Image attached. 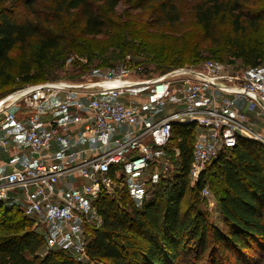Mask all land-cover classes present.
<instances>
[{
    "label": "trees",
    "instance_id": "1",
    "mask_svg": "<svg viewBox=\"0 0 264 264\" xmlns=\"http://www.w3.org/2000/svg\"><path fill=\"white\" fill-rule=\"evenodd\" d=\"M34 2L0 0V95L8 93L3 88L17 77H22L23 87L55 75L66 63L65 43L74 38L79 26L83 34L112 33L115 44L126 52L124 56L131 55L146 75L151 66L165 73L176 63L168 64L173 48L146 46L150 29L180 20L176 0H59L58 13L20 18L16 9ZM194 10L208 35L218 17L232 18L234 35L229 39L228 54L233 60L238 58L251 67L264 61V14L247 9L243 0H201ZM73 14L77 26L69 22ZM138 40L139 47L144 46L140 51L143 58L135 50ZM87 64L76 69L84 74ZM197 129L195 123L174 125L173 148L170 143L165 147L174 163L173 178L161 179L145 204L139 206L125 188L116 196L98 199L104 224L87 227V251L95 263L264 264V146L241 139L235 147L222 151L217 162L208 164L190 185ZM228 150L229 157L224 153ZM209 170L218 171L224 183L219 203L226 228L210 223L205 212L192 203L183 207L189 190L201 192L207 185ZM12 211L22 213L11 215ZM5 214L10 215L2 219ZM0 226L5 231L0 234V264H83L67 249L46 250V236L21 206L0 202Z\"/></svg>",
    "mask_w": 264,
    "mask_h": 264
},
{
    "label": "built area",
    "instance_id": "2",
    "mask_svg": "<svg viewBox=\"0 0 264 264\" xmlns=\"http://www.w3.org/2000/svg\"><path fill=\"white\" fill-rule=\"evenodd\" d=\"M137 87L147 88L144 106L123 99ZM242 101L253 117L241 108ZM167 104L164 114L147 120L146 110ZM19 114L24 116L23 139L16 131L0 135V151L18 160L19 151L27 148L31 158L0 171V202L21 206L35 220L47 238L46 250L67 249L77 261L95 264L87 251V227L104 224L98 199L125 188L139 206L145 204L141 178L151 169L158 176L174 169L165 147L175 124L195 123L201 129L189 170L195 182L214 157L241 139L264 143V61L251 67L210 58L148 76L127 55L83 80H47L0 98V129ZM97 136L104 139L98 146L70 149L82 138ZM67 137L68 145L53 148ZM70 176L86 181L68 182ZM201 193L209 196L210 187Z\"/></svg>",
    "mask_w": 264,
    "mask_h": 264
},
{
    "label": "rangeland",
    "instance_id": "3",
    "mask_svg": "<svg viewBox=\"0 0 264 264\" xmlns=\"http://www.w3.org/2000/svg\"><path fill=\"white\" fill-rule=\"evenodd\" d=\"M58 1L59 0H35L33 5H21L16 11L20 18L35 19V15L40 14L44 16L48 11H55L58 13ZM200 1L201 0H176L180 12V20L173 25L165 24L163 26H154L149 30L148 44H144H146L147 47L173 48V53L169 54L168 64L175 61L176 63H172L167 72L172 71L174 69L173 67L177 68V66L191 65L192 63H194L192 65H196L203 63L210 58H222L230 63H235L239 66H246L242 64L240 59L236 58L233 60L232 56L228 54L229 39L234 35L232 18L224 15L218 17L215 21L212 34L208 35L195 17L194 6ZM243 4L247 9L264 14V0H243ZM122 8L123 4L119 6L120 10ZM33 11H36V14H34ZM73 17H75V14L72 15V18ZM69 22L73 24V26H77L76 18L70 19ZM261 30L264 32V18L261 21ZM73 37L74 38L70 40V42L65 43L66 63L55 72V75L46 77L47 80L67 82L83 80L88 74L100 73V71L103 72L110 64H120L124 60L123 58L125 57L124 55L126 52H123L121 47H118L115 44L116 38L112 33L103 32L98 35L83 34L81 33V26H79L74 32ZM140 41L138 40L135 43V50H137L136 53H139V57L143 58L145 54L140 51L144 46L139 47ZM167 51L168 53L170 52L169 49ZM12 54L15 55L16 50H14ZM69 57H72L73 60L68 64L67 59ZM86 63H89L86 66L88 71L82 74V72L80 70L78 71L76 68ZM149 69L150 73L148 76H157L162 73L160 70H155L153 66ZM22 85V77H17L15 82L3 88V90L8 91V93L0 95V98L21 88ZM59 98L60 97L54 98L52 103L49 104V107L56 104ZM123 99L131 100L133 104L144 106L148 99L147 88H133L123 97ZM169 106L171 105L167 104L164 107H155L146 110V113L149 115L147 120L154 121L158 115L161 116L164 114ZM244 139L248 141H256L252 138ZM103 140V137L98 136L92 139L90 143L95 144L103 142ZM171 142L170 144L173 148V141ZM260 143L264 146L263 142ZM224 153L228 157L231 156L229 150ZM169 171L167 173L162 172L160 173L161 175L158 176V174L151 169L141 178L143 181L141 190L148 194V199L153 197L154 191H156L161 185V179H166L167 177H171V179L173 178V168L170 172ZM66 180L75 183L86 181V179L78 176H70L66 178ZM190 183V185H194L195 181L191 180ZM206 183L211 189V194L205 196L200 191L189 190L185 195L183 207L186 208L192 203L205 212L210 223H214L221 228H226V223L224 222V217L220 211L219 203L221 196L224 194V183L218 171L209 170V174L206 177ZM66 185L68 186L69 183ZM21 213L22 212L20 211H12L10 214L20 215ZM10 214L2 215V219H6ZM133 229L137 230V227L135 226ZM0 234H5V231L1 229V226ZM95 264L104 263L98 261Z\"/></svg>",
    "mask_w": 264,
    "mask_h": 264
},
{
    "label": "crops",
    "instance_id": "4",
    "mask_svg": "<svg viewBox=\"0 0 264 264\" xmlns=\"http://www.w3.org/2000/svg\"><path fill=\"white\" fill-rule=\"evenodd\" d=\"M240 106H241V108L244 111L247 112V114L250 117L254 116L253 113H251V112H249L247 110V107H246L247 105H246L245 101H242L240 103ZM61 116L65 117L66 113L61 114ZM22 124H24V116H23V114H19L17 121L12 122L8 126H6L5 128L0 129V135H5L9 131H16L18 133V136H17L18 139L22 140L23 137H24L22 132H21V128H20V126ZM200 131H201V129L198 128L197 132H200ZM94 138H96V137H93V138H82V139H80L78 141V143L75 146L71 147L70 149H80V148H84V147L98 146L101 143H103V142H98V143H95V144H91L90 141L92 139H94ZM70 142H71V139L69 137H67V138L64 139L63 143H61V144L54 143L53 144V148L57 149V148L60 147V145H68ZM17 158H18V160H16V157L10 152L0 151V171H3V172L10 171L11 168L14 165L20 164V162L23 161V160L30 159L31 155H30L28 149L24 148L23 150L19 151V154L17 155Z\"/></svg>",
    "mask_w": 264,
    "mask_h": 264
},
{
    "label": "water",
    "instance_id": "5",
    "mask_svg": "<svg viewBox=\"0 0 264 264\" xmlns=\"http://www.w3.org/2000/svg\"><path fill=\"white\" fill-rule=\"evenodd\" d=\"M217 160H218V156L214 157L211 163L214 164L215 162H217Z\"/></svg>",
    "mask_w": 264,
    "mask_h": 264
}]
</instances>
